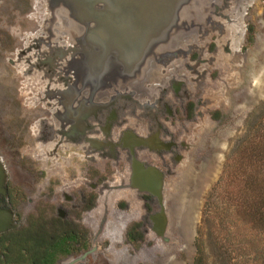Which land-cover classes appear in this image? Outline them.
<instances>
[{
  "label": "flooded vegetation",
  "instance_id": "obj_1",
  "mask_svg": "<svg viewBox=\"0 0 264 264\" xmlns=\"http://www.w3.org/2000/svg\"><path fill=\"white\" fill-rule=\"evenodd\" d=\"M69 28L89 41L58 43L52 54L68 58L59 63L47 58L39 67L40 81L29 91L32 100L19 99L18 126H6L13 147L4 158L22 177L10 173L5 193L0 192L1 207L17 203L15 209L23 212L14 229L51 240L54 253L68 255L66 264L95 253V240L121 243L112 252L125 253V246L135 250L143 243L150 228L157 233V214L180 191V168L202 159L218 110L226 107L215 104L211 93L226 88H218L217 75H202L200 50L171 62L176 67L160 75L153 59L136 67L137 58L127 62L122 53L114 58L108 49L122 46L98 41L99 28ZM79 52L84 57H75ZM132 206L136 210L129 212Z\"/></svg>",
  "mask_w": 264,
  "mask_h": 264
},
{
  "label": "rangeland",
  "instance_id": "obj_2",
  "mask_svg": "<svg viewBox=\"0 0 264 264\" xmlns=\"http://www.w3.org/2000/svg\"><path fill=\"white\" fill-rule=\"evenodd\" d=\"M69 26L95 32L99 28L98 41L122 46L108 49L114 58L121 53L127 62L137 58L136 67L153 59L160 75L176 67L171 62L191 53L194 57L200 50L205 60L202 75L206 79L217 75L218 88L224 84L229 93H211L215 104L226 107L218 110L219 121L210 145L202 148V159L180 168L181 188L171 205L165 203L162 233L150 228L146 240L135 250L125 246V253L112 252L121 243L95 240L98 250L79 264H192L196 257L201 264H264V229L246 218V134L257 129L261 120L253 116L264 105V0H0L4 188L10 173L22 177L18 167L6 166L5 159L13 147L6 126H18L19 99L32 100L29 91L40 81L39 67L47 58L56 62L68 58L52 54L61 47L58 43L89 41L80 33H69ZM84 55L79 52L75 57ZM25 107L33 110L29 104ZM16 206L9 209L20 226L23 212ZM30 211L33 216L34 209ZM67 257L57 255L54 264H66Z\"/></svg>",
  "mask_w": 264,
  "mask_h": 264
},
{
  "label": "trees",
  "instance_id": "obj_3",
  "mask_svg": "<svg viewBox=\"0 0 264 264\" xmlns=\"http://www.w3.org/2000/svg\"><path fill=\"white\" fill-rule=\"evenodd\" d=\"M253 119L261 122L246 134V218L264 229V105ZM58 254L51 240L34 231L23 228L0 234V264H54ZM192 264H201L200 258Z\"/></svg>",
  "mask_w": 264,
  "mask_h": 264
},
{
  "label": "water",
  "instance_id": "obj_4",
  "mask_svg": "<svg viewBox=\"0 0 264 264\" xmlns=\"http://www.w3.org/2000/svg\"><path fill=\"white\" fill-rule=\"evenodd\" d=\"M4 184H5V170H4V166L1 163V159H0V192L5 193V188H4ZM158 186V185H157ZM154 193L159 197V201H161V195H160V191L155 190ZM163 208L161 207L159 213L157 215H160L159 217V226L155 227V230L158 234L162 233L163 231V226H164V214L163 213ZM19 225L15 223L14 219H13V213L9 208H5V207H1L0 206V234L3 232H6L8 230L17 228ZM88 253H82L79 257L73 259L72 261H70L69 264L76 262L78 260L84 259L85 256Z\"/></svg>",
  "mask_w": 264,
  "mask_h": 264
},
{
  "label": "bare ground",
  "instance_id": "obj_5",
  "mask_svg": "<svg viewBox=\"0 0 264 264\" xmlns=\"http://www.w3.org/2000/svg\"><path fill=\"white\" fill-rule=\"evenodd\" d=\"M126 57V56H125ZM145 177V176H144ZM154 183V182H153Z\"/></svg>",
  "mask_w": 264,
  "mask_h": 264
}]
</instances>
